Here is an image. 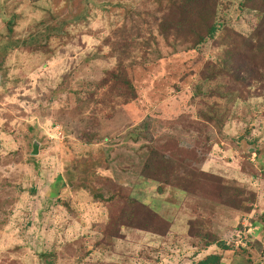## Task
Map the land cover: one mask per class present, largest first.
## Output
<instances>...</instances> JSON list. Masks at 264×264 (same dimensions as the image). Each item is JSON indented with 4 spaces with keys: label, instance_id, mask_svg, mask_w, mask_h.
Here are the masks:
<instances>
[{
    "label": "rangeland",
    "instance_id": "obj_1",
    "mask_svg": "<svg viewBox=\"0 0 264 264\" xmlns=\"http://www.w3.org/2000/svg\"><path fill=\"white\" fill-rule=\"evenodd\" d=\"M181 1L0 0V264H264L258 18Z\"/></svg>",
    "mask_w": 264,
    "mask_h": 264
},
{
    "label": "trees",
    "instance_id": "obj_2",
    "mask_svg": "<svg viewBox=\"0 0 264 264\" xmlns=\"http://www.w3.org/2000/svg\"><path fill=\"white\" fill-rule=\"evenodd\" d=\"M30 2H38L42 0H29ZM172 1V0H170ZM203 2L202 7H200L199 12L202 13L203 10H207V13H212L215 8L216 0H200ZM250 7L254 13H256L258 22L251 33L250 41H246L249 38H242L241 45L237 43L235 47V52L231 54V56H227V58L232 61L234 70L235 79L234 82L242 84L244 87H251L252 83L258 84L257 90L264 94V0H245V3L250 2ZM190 0L181 1L179 4L183 6H187ZM245 6V5H244ZM208 15H200L199 18H206ZM215 33V27H211L208 30V36L212 37ZM245 45H242L244 44ZM247 42V43H246ZM242 46V47H240ZM240 47V48H239ZM243 51H239L242 50ZM122 73H117V75L112 76L113 88L116 89L120 87L121 83H124L122 80ZM121 81V83L119 82ZM126 82V81H125ZM126 84V83H125ZM250 155H254V152H251ZM56 182L60 184V190L64 189L66 185L63 182L61 177L56 178ZM126 200V199H125ZM230 208V207H229ZM250 208L244 209V211L248 212ZM117 225V224H116ZM114 223V226H116ZM109 227V225H108ZM254 230H256V224H253ZM104 229V228H103ZM110 231V229H107ZM255 234H257L255 232ZM107 238L108 236L105 235ZM212 245H216L217 247H221L222 249H226V247L220 242L213 241L210 242ZM50 254V253H48ZM49 264V263H48ZM198 264H220V256L219 255H209L205 257L204 260L200 261Z\"/></svg>",
    "mask_w": 264,
    "mask_h": 264
},
{
    "label": "water",
    "instance_id": "obj_3",
    "mask_svg": "<svg viewBox=\"0 0 264 264\" xmlns=\"http://www.w3.org/2000/svg\"><path fill=\"white\" fill-rule=\"evenodd\" d=\"M37 146H38L37 143H33V145H32V152H31V155L32 156L37 155V153H38V147Z\"/></svg>",
    "mask_w": 264,
    "mask_h": 264
}]
</instances>
